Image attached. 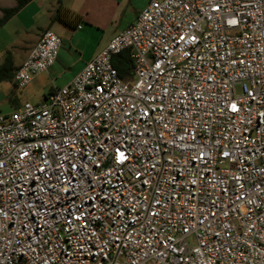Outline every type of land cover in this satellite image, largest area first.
I'll use <instances>...</instances> for the list:
<instances>
[{"label": "built area", "instance_id": "2783aa9c", "mask_svg": "<svg viewBox=\"0 0 264 264\" xmlns=\"http://www.w3.org/2000/svg\"><path fill=\"white\" fill-rule=\"evenodd\" d=\"M61 48L45 30L15 86ZM0 264H264V0H149L1 115Z\"/></svg>", "mask_w": 264, "mask_h": 264}, {"label": "rangeland", "instance_id": "374dc122", "mask_svg": "<svg viewBox=\"0 0 264 264\" xmlns=\"http://www.w3.org/2000/svg\"><path fill=\"white\" fill-rule=\"evenodd\" d=\"M99 1L96 3L95 0H64V3L74 8L80 15L83 16L84 23L80 27L73 31L60 23L55 22L50 30L62 38L67 45L68 37L72 34H76L77 41L82 44L83 53H92L100 45H107L112 37L120 30L122 26L126 25L132 19L134 9L130 4V0L119 1ZM12 6L15 5L14 0H0V5ZM14 8V7H13ZM10 8V9H13ZM2 11H0L1 13ZM3 17V12H2ZM1 17V18H2ZM0 18V19H1ZM39 26V25H38ZM17 23L14 22L8 26V29L15 30ZM36 25L32 26V30L29 33L36 32ZM69 32V33H68ZM68 33V35H66ZM5 40V39H3ZM67 50L68 45L66 46ZM15 54L12 49L5 50V54ZM6 57V56H5ZM80 59V56L72 52L71 59L66 57L63 60V67L69 66ZM20 62V57L14 59V64L17 65ZM72 71L68 70L60 73L52 74V90L51 86L45 87L43 90L40 89V85L29 84L24 89H18L14 82H3L0 84V116L10 115L11 113L21 109L25 103L32 105H41L45 101V97L51 92H55L56 88H62L68 84ZM40 75V74H39ZM239 94V89H237Z\"/></svg>", "mask_w": 264, "mask_h": 264}, {"label": "crops", "instance_id": "0c3cea01", "mask_svg": "<svg viewBox=\"0 0 264 264\" xmlns=\"http://www.w3.org/2000/svg\"><path fill=\"white\" fill-rule=\"evenodd\" d=\"M99 1L104 2L105 0H95L96 3H99ZM106 1L121 2L123 0H106ZM130 1H131L130 4L133 7L132 9H134L135 12L130 22L122 26L121 28L122 30L132 25L139 16V14L149 4V0H130ZM15 6H16V2L15 5L12 6L1 4L0 11H2V9H10ZM60 7L69 10L74 15L80 16L82 18L81 24L84 23L83 16L80 15L76 10H74V8H71L70 5L66 6L64 0H34L30 4H28L23 10H21L16 16H14L11 20H9L3 27L0 28V65H2L5 60V56H6L5 50L7 51L8 49H12V51L15 52V54H13V58L16 59V57L18 56L20 57V62L19 64L15 65V67L18 68L19 66H21V64L28 58L31 51L35 48L42 33L45 30H50V27H52L53 24L55 23L52 21V18L54 17L56 11ZM1 17H2V12L0 13V18ZM14 22L17 23V28L12 31V29L11 30L8 29V26H10V24ZM33 25L37 26L36 32L34 34L29 33V31L32 30ZM120 31H118L112 37V39ZM68 33H66V35H68ZM76 37L77 36L75 32L74 34L68 37V41H67V45L69 48L68 50L66 48L67 45H65L64 47L65 42L61 38L62 48L59 52L58 59L55 62V64L47 72L35 76L31 82V84H37V86L40 85V89H38V91L43 90L45 87H48V85L49 87L51 86V90H52V74L63 72L64 69L65 71L68 70L72 71L68 84L71 83V81L86 67L87 63L90 62L98 53L104 50L112 40L111 39L106 46L100 45L92 53L90 52L83 53V48L81 47L82 44H80L77 41ZM72 52L79 55L80 59L72 64H69V66L63 67L62 63L64 58L66 57L67 59L70 60L72 56ZM58 89L61 88H56V90Z\"/></svg>", "mask_w": 264, "mask_h": 264}, {"label": "trees", "instance_id": "16d2710c", "mask_svg": "<svg viewBox=\"0 0 264 264\" xmlns=\"http://www.w3.org/2000/svg\"><path fill=\"white\" fill-rule=\"evenodd\" d=\"M33 1L34 0H15L16 6L13 9H2L3 17L0 19V28ZM52 21L60 23L66 28L75 31L80 26L82 18L78 15H74L63 7H60L56 11ZM112 64L121 78L127 79L131 75L133 64L132 60L129 58V53L124 52L113 58ZM17 69L18 68H16L14 64L13 55L8 53L3 64L0 65V84L3 82H13ZM46 98L47 96L45 99Z\"/></svg>", "mask_w": 264, "mask_h": 264}]
</instances>
